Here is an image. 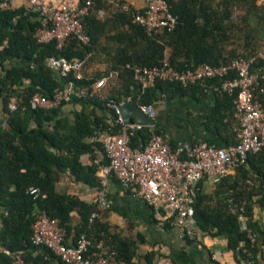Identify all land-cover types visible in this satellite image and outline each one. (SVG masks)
Here are the masks:
<instances>
[{
    "label": "trees",
    "instance_id": "obj_1",
    "mask_svg": "<svg viewBox=\"0 0 264 264\" xmlns=\"http://www.w3.org/2000/svg\"><path fill=\"white\" fill-rule=\"evenodd\" d=\"M85 1L79 0L78 4L82 6ZM166 1L178 18L176 28L148 33L134 22L141 10L131 5L124 10L126 2L122 0H115L116 5L110 0H91L89 13L83 18L91 41L84 44L71 38L58 49L56 42H39L36 34L42 22L38 13L28 6L2 8L0 0V99L6 114V124L0 127V264H12L13 254L18 251L23 252L24 264H67L51 249L32 243V226L42 212L66 229V244L75 246L86 235L93 244L92 252L104 241L116 252L118 261L138 264L134 241L114 234L105 221H90L98 210L97 198L88 203L60 193L58 182L63 174H69L77 183L101 188L98 173L107 161L101 143L90 139L99 131L116 132L121 127L114 118L106 117L108 103L125 102L132 97L134 102L151 106L156 112L155 107L161 103L206 94L200 85L185 88L161 80L143 89L127 65L156 67L168 58L178 71L204 63L224 66L251 56L264 41V6L259 0ZM52 58L66 59L71 64L86 60L83 77L78 79L75 71L63 76L61 70L49 65ZM96 64L103 65L104 70L90 73L89 68ZM259 66L264 68V64L255 65ZM101 79L104 85L94 88ZM72 82L76 88L87 89L86 94L57 108H31L35 95L51 98L57 88ZM256 97L264 104V93L258 91ZM67 106L71 111L65 113ZM236 120L234 96L217 94V104L206 127L219 131L221 126L228 128ZM152 132L162 135L174 149L178 147L179 143L157 125L151 131L135 133L130 146L142 148ZM231 136L227 145L237 142L232 131ZM86 155L89 164L82 160ZM32 187L39 188L46 198L31 195ZM243 202L251 219L254 205L264 210V149L251 153L246 165L218 181L212 195L202 193L197 185L193 204L194 217L203 234L226 240L227 250L233 253L237 264H264V226L256 231L250 220L249 227L256 235L253 244L241 229L239 216L231 212V207ZM185 240L201 244L188 237ZM152 262L149 255L147 264Z\"/></svg>",
    "mask_w": 264,
    "mask_h": 264
},
{
    "label": "built area",
    "instance_id": "obj_2",
    "mask_svg": "<svg viewBox=\"0 0 264 264\" xmlns=\"http://www.w3.org/2000/svg\"><path fill=\"white\" fill-rule=\"evenodd\" d=\"M27 1L28 7L39 14L42 22V28L36 34L40 43L56 42L57 48L62 49L71 38H77L84 44L91 41L83 24L91 0H86L82 6H71L64 0ZM144 1L145 6L135 15L134 22L148 33L161 30L171 32L176 28L178 18L170 11L166 0ZM12 2L3 0L1 7L10 8ZM259 4L264 6V0H259ZM122 8L128 10L129 5L125 4ZM85 62L82 60L71 64L66 59L52 58L49 65L61 70L63 76L75 71L80 79L83 77ZM257 64H264V41L261 48L251 56L234 59L224 66L215 67L204 63L194 69L178 71L171 66L168 58L156 67L127 65L132 68L135 80L143 89L161 80L179 83L185 88L200 85L205 93H227L234 96L235 117L238 120L237 142L226 147H217L208 142L183 143L174 149L162 135L152 132L145 146L132 148V136L146 127L137 123L124 124L117 105L135 103L144 114L154 119L155 110L151 106L134 102L132 97H128L125 102L108 103L106 117L114 118L115 124L121 127L116 132L113 129L99 131L91 141L101 143L107 164L102 165L98 173L101 179L98 210L92 214L90 221H105L104 212L110 209L106 189L110 180L115 178L133 197L166 211V222L163 225L180 228L186 237L202 243L205 235L197 224L193 208L197 185L206 178L217 181L226 178L235 168L246 165L251 153L264 149V104L256 97L258 91L264 93V68L255 67ZM104 82V79L98 80L94 88H101ZM87 91L76 88L72 82L57 88L51 98L35 95L30 106L32 109L57 108L72 98L85 95ZM14 108L11 107L12 110ZM29 193L35 198H46V194L36 187L30 188ZM230 202L233 203V199ZM231 212L239 216L241 229L248 233L254 244L256 235L249 227L247 204H235ZM32 230L34 245L51 249L67 264H126L117 260L116 252L104 241L95 246L96 252L91 251L93 244L86 235H82L75 246L66 244V229L45 212L38 216ZM22 255V251L15 252L12 264H24Z\"/></svg>",
    "mask_w": 264,
    "mask_h": 264
},
{
    "label": "crops",
    "instance_id": "obj_3",
    "mask_svg": "<svg viewBox=\"0 0 264 264\" xmlns=\"http://www.w3.org/2000/svg\"><path fill=\"white\" fill-rule=\"evenodd\" d=\"M64 1L74 6L79 0ZM122 1L138 11L145 6L144 0ZM21 6H28V1L13 0L12 8ZM216 104L217 94L215 93L175 98L173 101L164 102L155 107L156 125L165 129L167 136L179 144L198 140L217 147H226L228 139L232 137L231 131L233 135L236 134L238 120L231 122L228 128L221 126L219 131L213 127L208 129L206 124ZM64 111L65 113L71 111V107H65ZM5 115L4 104L0 99V127L6 124ZM82 160L85 164H89L88 155ZM216 182L214 178H206L199 182L198 187L202 193L212 195L217 185ZM57 190L60 193L77 196L88 203L98 199L100 192V189L75 182L69 174L62 175L57 184ZM106 195L110 209L104 212L105 222L114 234L136 243V263L147 264V258L150 255L153 257L152 264H173V262L176 264H213V261L218 264H237L233 253L227 250L226 240L204 236L201 244L187 243L180 228L168 224L163 225V222H166V211L133 197L117 179L110 180ZM252 211L253 216L250 220L256 231H260L264 226V210L254 205ZM1 213L2 211H0V229L2 227Z\"/></svg>",
    "mask_w": 264,
    "mask_h": 264
},
{
    "label": "water",
    "instance_id": "obj_4",
    "mask_svg": "<svg viewBox=\"0 0 264 264\" xmlns=\"http://www.w3.org/2000/svg\"><path fill=\"white\" fill-rule=\"evenodd\" d=\"M117 107L121 112L124 124L130 125L133 123L144 125L148 131H151L156 126V120L144 114L140 107L135 103L118 104Z\"/></svg>",
    "mask_w": 264,
    "mask_h": 264
},
{
    "label": "rangeland",
    "instance_id": "obj_5",
    "mask_svg": "<svg viewBox=\"0 0 264 264\" xmlns=\"http://www.w3.org/2000/svg\"><path fill=\"white\" fill-rule=\"evenodd\" d=\"M101 15H103V14H101ZM100 70H104V66L103 65H98V64H96V65H93L92 67H90L89 68V72L90 73H92V74H96L98 71H100ZM220 181V180H219ZM218 182V181H217ZM217 182H216V184H217Z\"/></svg>",
    "mask_w": 264,
    "mask_h": 264
}]
</instances>
